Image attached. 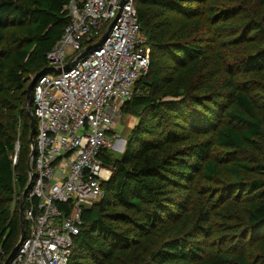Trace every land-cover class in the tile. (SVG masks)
Segmentation results:
<instances>
[{"label":"trees","instance_id":"1","mask_svg":"<svg viewBox=\"0 0 264 264\" xmlns=\"http://www.w3.org/2000/svg\"><path fill=\"white\" fill-rule=\"evenodd\" d=\"M70 1L0 0L4 258L28 181L26 87L49 68ZM227 1L133 0L150 50L122 105L137 121L120 154L101 156L111 175L82 210L68 264H264V89L252 77H264V0ZM223 173L233 179L217 181Z\"/></svg>","mask_w":264,"mask_h":264},{"label":"built area","instance_id":"2","mask_svg":"<svg viewBox=\"0 0 264 264\" xmlns=\"http://www.w3.org/2000/svg\"><path fill=\"white\" fill-rule=\"evenodd\" d=\"M65 10L69 22L47 55L52 71L31 89L36 135L22 198L26 229L8 264H68L82 210L100 200L111 175L101 156L113 148L119 105L149 64L133 0H71Z\"/></svg>","mask_w":264,"mask_h":264},{"label":"rangeland","instance_id":"3","mask_svg":"<svg viewBox=\"0 0 264 264\" xmlns=\"http://www.w3.org/2000/svg\"><path fill=\"white\" fill-rule=\"evenodd\" d=\"M220 3H229L227 0L220 2ZM207 24L204 23L203 21L198 22V29L199 30H203L207 28ZM146 37V41H147V36ZM148 44V43H147ZM149 48V45H148ZM149 55H150V50H149ZM253 78L257 79L258 84L262 87V89H264V77L262 76H252ZM263 91V90H262ZM258 92L260 95H263L264 98V92ZM122 104L119 105V112L116 114L115 118H114V122H113V130L110 132V134H114V145L113 148L110 150L111 153H113V155H118L120 154L123 149H124V145H125V141H126V137L131 129V127L136 123L137 118L134 117L132 114L130 113H123L122 111ZM262 113H264V110L262 111ZM36 130V124L34 126V131ZM30 151H31V145H30ZM29 151V153H30ZM29 157V156H28ZM29 166V165H28ZM29 171V170H28ZM233 177L229 174H221L218 178L217 181H229L232 180ZM204 184V182H202L199 178H196L193 182L194 186H198V185H202ZM186 192H179V195H183ZM18 211H19V204H18ZM190 221H191V214L187 213L184 216L181 217V219L176 222V228L174 231H176V233L178 231H180V229H185L186 227L188 228L190 225ZM168 225V224H167ZM168 227V226H167ZM168 229V228H167ZM121 255L122 257L124 256L122 253L118 254Z\"/></svg>","mask_w":264,"mask_h":264},{"label":"water","instance_id":"4","mask_svg":"<svg viewBox=\"0 0 264 264\" xmlns=\"http://www.w3.org/2000/svg\"><path fill=\"white\" fill-rule=\"evenodd\" d=\"M111 26V25H110ZM109 26V27H110ZM108 27V28H109ZM105 38V35L103 34L92 46H95V45H98L101 41H103ZM52 71V68H48L46 71L44 72H41L37 75H35L30 81L29 83L27 84V87H26V106H27V110H28V114L30 116V134H29V141H30V145H31V151L29 153V156H32L34 154V137H33V134H34V126H35V123H34V117H33V114L31 112V89H32V86L33 84L35 83V81L42 75L48 73ZM30 170V169H29ZM29 188V184L26 185V187L23 189L22 193H21V197H20V203H19V220H20V227H21V232H20V237H19V240L18 242L16 243V245L14 246V248L10 251V253L8 254L7 258L5 259L4 263L3 264H8V261L12 258L14 252L16 251V249L18 248L19 244L21 243L23 237H24V234H25V230H24V222H23V215H22V198L24 196V194L27 192Z\"/></svg>","mask_w":264,"mask_h":264},{"label":"bare ground","instance_id":"5","mask_svg":"<svg viewBox=\"0 0 264 264\" xmlns=\"http://www.w3.org/2000/svg\"><path fill=\"white\" fill-rule=\"evenodd\" d=\"M6 258H7V257H6ZM6 258L3 257V262H2V264L4 263V261H5ZM10 260H11V259H10ZM10 260H9V261H10ZM9 261H8V262H9Z\"/></svg>","mask_w":264,"mask_h":264}]
</instances>
